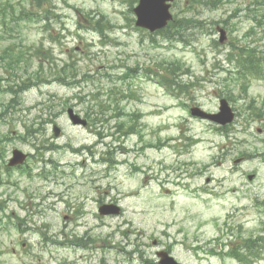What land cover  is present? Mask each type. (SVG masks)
Instances as JSON below:
<instances>
[{"label": "rangeland", "instance_id": "374dc122", "mask_svg": "<svg viewBox=\"0 0 264 264\" xmlns=\"http://www.w3.org/2000/svg\"><path fill=\"white\" fill-rule=\"evenodd\" d=\"M42 1L0 0L34 13L0 47L22 42L30 81L45 80L22 95L4 148L30 158L0 160V264L157 263L162 248L183 264H264V65L237 75L246 50L264 57V0H175L177 19L198 22L172 41L137 27L135 0ZM174 61L179 96L154 77ZM222 97L237 112L225 131L191 114L218 111ZM69 107L89 125H74ZM111 202L122 213L102 215ZM245 238L262 245L229 257Z\"/></svg>", "mask_w": 264, "mask_h": 264}, {"label": "trees", "instance_id": "16d2710c", "mask_svg": "<svg viewBox=\"0 0 264 264\" xmlns=\"http://www.w3.org/2000/svg\"><path fill=\"white\" fill-rule=\"evenodd\" d=\"M32 3L36 4L38 7H41L43 4V1L42 0H32ZM15 13H17L18 15L15 16ZM0 18L4 19V21L9 19V22H10L9 25L19 26L20 20H23V19L31 20L32 18H34V13L31 10L27 11L24 6H22V9H21V8L16 7L14 4L6 3L3 6H0ZM11 20L16 21V24H11ZM197 22L198 20H196L193 17L175 19L168 25L167 28H165L161 32L163 33L164 37L167 40L172 41L173 38H175V36H181L184 30L192 26L193 23H197ZM181 40H183V38ZM260 65H261V62L256 60V58L251 59L250 61H247L243 65L242 73L246 74L247 72H250L253 75H260L261 74ZM178 66H180V62L174 61L173 63H170L167 66L163 67L162 72L160 71L158 72L159 79L161 80L162 84H164L170 90H173L175 85H178L180 88H183L184 86H186L185 83H182L180 80H178V75L174 71L175 67H178ZM69 69H70L69 64H66L62 67V70L60 73L61 75L60 79L63 83H68V84L71 83V81L67 80L69 77V72H68ZM167 71L168 73L166 74L165 72ZM103 110L104 109L102 108V111ZM98 119L99 118H97V120ZM93 121H96V119L93 118ZM121 123L118 126L119 131L124 130L125 124H127V122L125 121ZM131 128L133 127L131 126ZM256 244L259 246V243H257V238L256 239L255 238H245L242 240L240 247L232 249V254L233 256L237 257L239 260L246 261L248 259L246 251L252 250L254 253H256V250H255Z\"/></svg>", "mask_w": 264, "mask_h": 264}, {"label": "water", "instance_id": "95a60500", "mask_svg": "<svg viewBox=\"0 0 264 264\" xmlns=\"http://www.w3.org/2000/svg\"><path fill=\"white\" fill-rule=\"evenodd\" d=\"M169 1L173 0H140L139 5L135 8V12L138 16L137 25L149 28L151 31L166 26L168 21L173 17L170 12L171 4ZM221 40H225L224 30H222ZM192 113L194 115H201V117L209 118L223 125L232 122L235 118V112L226 99L221 100L220 111L217 113H208L202 108L200 110L199 107H193ZM69 115L75 124H87V121L75 113L72 108L69 109ZM55 132L56 135L60 134V129L57 126ZM14 155V159L11 161L12 165L21 163L25 160L26 155L21 150H15ZM239 161L240 159L237 160V162ZM250 178H252V176H250ZM101 212L104 214L119 213L120 208L114 205H104L101 207ZM158 255L161 258V264H181L167 251H159Z\"/></svg>", "mask_w": 264, "mask_h": 264}, {"label": "flooded vegetation", "instance_id": "af4514ba", "mask_svg": "<svg viewBox=\"0 0 264 264\" xmlns=\"http://www.w3.org/2000/svg\"><path fill=\"white\" fill-rule=\"evenodd\" d=\"M3 32H5V30H3ZM20 61L21 60H17L15 63H19ZM28 88L29 76L26 72L22 71V73H19L16 77L10 75H8V77H0V125H4L1 127L0 131V160L5 159L7 151H5L4 148L12 141V134H9V131L12 132L11 125L14 120L12 114L13 107L11 104H16V107L20 106L22 95L28 90ZM5 94H9L10 98L5 100ZM3 132H5V134H2Z\"/></svg>", "mask_w": 264, "mask_h": 264}, {"label": "bare ground", "instance_id": "6f19581e", "mask_svg": "<svg viewBox=\"0 0 264 264\" xmlns=\"http://www.w3.org/2000/svg\"><path fill=\"white\" fill-rule=\"evenodd\" d=\"M191 27V26H190Z\"/></svg>", "mask_w": 264, "mask_h": 264}]
</instances>
